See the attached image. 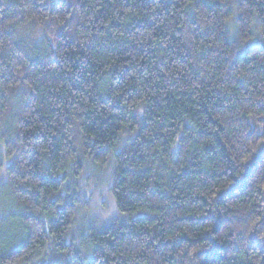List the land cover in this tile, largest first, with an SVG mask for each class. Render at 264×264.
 <instances>
[{
    "label": "trees",
    "instance_id": "trees-1",
    "mask_svg": "<svg viewBox=\"0 0 264 264\" xmlns=\"http://www.w3.org/2000/svg\"><path fill=\"white\" fill-rule=\"evenodd\" d=\"M0 264H264V0H0Z\"/></svg>",
    "mask_w": 264,
    "mask_h": 264
},
{
    "label": "rangeland",
    "instance_id": "rangeland-1",
    "mask_svg": "<svg viewBox=\"0 0 264 264\" xmlns=\"http://www.w3.org/2000/svg\"><path fill=\"white\" fill-rule=\"evenodd\" d=\"M230 26L233 29V24ZM86 174L78 181V208L74 224L69 232V237L73 238L76 243L90 225L105 224L111 220L123 218V215L116 209L110 191L113 179L111 162L105 169L91 166ZM11 224L15 225L10 222L6 223L7 234L15 230V226ZM78 246L77 244V248Z\"/></svg>",
    "mask_w": 264,
    "mask_h": 264
}]
</instances>
